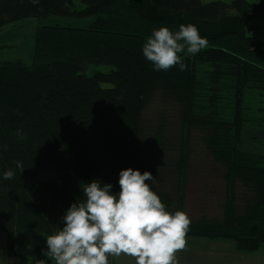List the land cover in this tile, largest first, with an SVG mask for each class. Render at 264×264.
I'll return each mask as SVG.
<instances>
[{"label": "trees", "instance_id": "16d2710c", "mask_svg": "<svg viewBox=\"0 0 264 264\" xmlns=\"http://www.w3.org/2000/svg\"><path fill=\"white\" fill-rule=\"evenodd\" d=\"M263 13L248 0H0V30L42 22L31 63L0 61V175L16 160L25 167L0 181V233L20 264H51L46 236L82 198L81 184L98 178L118 192L121 169L151 171L168 209L185 211L194 136L223 169L226 191L220 217L191 220L186 237L261 247L264 139L252 131L264 129V40L254 24ZM50 18L88 22L44 24ZM187 23L208 46L181 54L182 71H154L146 38ZM93 66L110 71L89 74Z\"/></svg>", "mask_w": 264, "mask_h": 264}, {"label": "clouds", "instance_id": "9594fccd", "mask_svg": "<svg viewBox=\"0 0 264 264\" xmlns=\"http://www.w3.org/2000/svg\"><path fill=\"white\" fill-rule=\"evenodd\" d=\"M39 4L40 0H32ZM208 46L194 23L153 29L142 45L154 71L186 67L182 53L195 55ZM22 160L8 168L0 181L11 180ZM151 171L128 167L119 172V191L112 183L93 179L81 184L78 198L64 212L63 226L46 236L44 254L54 264H112V258L131 257L134 264H179L177 252L186 246L191 224L183 210L170 211L151 187ZM39 264H44L40 261Z\"/></svg>", "mask_w": 264, "mask_h": 264}, {"label": "rangeland", "instance_id": "374dc122", "mask_svg": "<svg viewBox=\"0 0 264 264\" xmlns=\"http://www.w3.org/2000/svg\"><path fill=\"white\" fill-rule=\"evenodd\" d=\"M134 2L136 0H128ZM211 1V0H206ZM216 1V0H215ZM230 3L232 0H221ZM253 4H262L264 0H248ZM82 22V23H81ZM73 22L69 19L50 18L44 24H58L63 26L78 27L85 25L88 21ZM255 26H259L257 33L259 40H264V13L254 20ZM42 22L37 18H26L11 22L0 30V61L21 60L31 63L35 47L36 33ZM187 55L186 53H182ZM94 71L109 72L108 67L93 66L87 72L92 74ZM158 105L148 111L147 117L156 119L158 117ZM167 116L171 120H176L179 124L176 112L169 110ZM253 135L262 137L264 129L252 131ZM194 136V135H193ZM255 136V135H254ZM194 136L192 146L194 154L190 163V186L188 198L186 201L185 212L190 220L198 219L204 216L220 217L222 214L220 203L223 201L226 191V185L223 180V170L213 164L212 160L206 155L204 148H201V142ZM106 145L100 141L99 146ZM221 199V200H220ZM0 237V246L3 245Z\"/></svg>", "mask_w": 264, "mask_h": 264}, {"label": "crops", "instance_id": "0c3cea01", "mask_svg": "<svg viewBox=\"0 0 264 264\" xmlns=\"http://www.w3.org/2000/svg\"><path fill=\"white\" fill-rule=\"evenodd\" d=\"M0 237L4 243L0 246V264H20L8 248L7 234L0 233ZM177 259L179 264H264V243L255 252H245L234 240L186 237V246L177 252ZM112 264H134V260L121 256L112 258Z\"/></svg>", "mask_w": 264, "mask_h": 264}, {"label": "bare ground", "instance_id": "6f19581e", "mask_svg": "<svg viewBox=\"0 0 264 264\" xmlns=\"http://www.w3.org/2000/svg\"><path fill=\"white\" fill-rule=\"evenodd\" d=\"M11 230V229H10Z\"/></svg>", "mask_w": 264, "mask_h": 264}]
</instances>
